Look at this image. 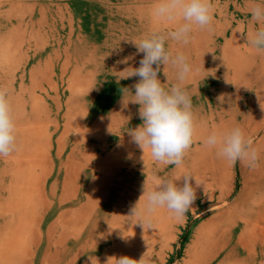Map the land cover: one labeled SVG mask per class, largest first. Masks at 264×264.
<instances>
[{
    "label": "rangeland",
    "instance_id": "rangeland-1",
    "mask_svg": "<svg viewBox=\"0 0 264 264\" xmlns=\"http://www.w3.org/2000/svg\"><path fill=\"white\" fill-rule=\"evenodd\" d=\"M156 2L0 0V87L17 136L0 157V264H264V52L249 42L250 9L264 0H209L210 26L187 45L166 41L191 67L196 131L180 167L142 159L128 134L143 123L139 77L126 78L144 55L134 41L173 30L151 15ZM158 78L168 89L177 70L162 65ZM237 126L254 140L255 168L204 144ZM185 173L202 186L184 217L159 208L143 228L129 216L144 185Z\"/></svg>",
    "mask_w": 264,
    "mask_h": 264
},
{
    "label": "clouds",
    "instance_id": "clouds-1",
    "mask_svg": "<svg viewBox=\"0 0 264 264\" xmlns=\"http://www.w3.org/2000/svg\"><path fill=\"white\" fill-rule=\"evenodd\" d=\"M151 15L159 22L172 25L171 31H154L139 42H135L137 54L143 53L139 67L132 68L126 77H139L133 85L134 100L140 105L139 117L142 124L128 131L131 142L142 151L150 152L154 161L180 167L186 152L191 148L195 136L194 115L191 97L184 84L191 71L188 58L182 52L173 55L165 47L171 39L180 44L190 42L194 27L205 29L212 21L209 0H157ZM251 20L259 25L253 33L250 44L258 52H264V4L254 3L250 9ZM182 21V22H181ZM126 62V61H124ZM171 64L177 70V83L165 89L158 74L161 66ZM123 91H129L125 88ZM124 102V100H123ZM125 104V103H124ZM126 106V104H125ZM264 111V103L260 104ZM210 149H216L218 157L231 164L244 161L250 168L257 167L258 152L253 147L254 140L246 136L239 126L227 132H211L204 140ZM17 151L16 124L6 89L0 87V157L10 156ZM182 180V186L177 181ZM202 184L191 173L173 178H161L156 186L147 191L143 186L146 202L138 211L139 202L130 208L132 217L139 216L143 228L152 227L151 217L159 208H166L177 218H182L197 200V189ZM91 259V258H90ZM109 258L106 264H109ZM115 264H144V255L139 259L120 256Z\"/></svg>",
    "mask_w": 264,
    "mask_h": 264
}]
</instances>
